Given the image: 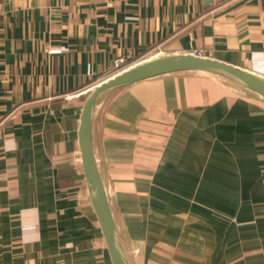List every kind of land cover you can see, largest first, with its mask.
I'll use <instances>...</instances> for the list:
<instances>
[{"label": "crops", "instance_id": "crops-1", "mask_svg": "<svg viewBox=\"0 0 264 264\" xmlns=\"http://www.w3.org/2000/svg\"><path fill=\"white\" fill-rule=\"evenodd\" d=\"M197 51L264 76V0H0V264H112L83 102L116 58ZM91 143L129 264H264V98L151 77L100 100Z\"/></svg>", "mask_w": 264, "mask_h": 264}, {"label": "water", "instance_id": "water-1", "mask_svg": "<svg viewBox=\"0 0 264 264\" xmlns=\"http://www.w3.org/2000/svg\"><path fill=\"white\" fill-rule=\"evenodd\" d=\"M183 71H205L232 80L264 98V76L240 66L194 54L155 57L125 69L99 83L85 98L79 119L78 144L83 173L112 264H129L118 236L101 182L91 143V121L100 100L109 92L151 77Z\"/></svg>", "mask_w": 264, "mask_h": 264}, {"label": "built area", "instance_id": "built-area-1", "mask_svg": "<svg viewBox=\"0 0 264 264\" xmlns=\"http://www.w3.org/2000/svg\"><path fill=\"white\" fill-rule=\"evenodd\" d=\"M196 54L199 56L201 54V51H197ZM126 63H127V59L125 57L116 58L113 63L114 73L117 74L125 70Z\"/></svg>", "mask_w": 264, "mask_h": 264}, {"label": "rangeland", "instance_id": "rangeland-1", "mask_svg": "<svg viewBox=\"0 0 264 264\" xmlns=\"http://www.w3.org/2000/svg\"><path fill=\"white\" fill-rule=\"evenodd\" d=\"M222 81V80H221ZM224 82V81H222ZM228 85V84H227ZM220 88L225 91L226 87H225V83L224 84H220ZM233 88L231 86L228 85V91H231ZM235 91H240V89L235 88Z\"/></svg>", "mask_w": 264, "mask_h": 264}]
</instances>
